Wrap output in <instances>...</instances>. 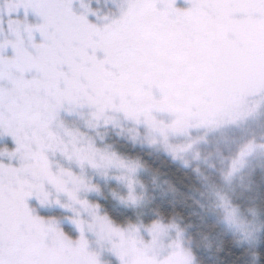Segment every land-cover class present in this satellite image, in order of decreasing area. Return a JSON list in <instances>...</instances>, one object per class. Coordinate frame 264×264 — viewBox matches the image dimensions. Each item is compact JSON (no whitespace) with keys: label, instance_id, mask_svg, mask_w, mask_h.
<instances>
[{"label":"snow or ice","instance_id":"6c2138e0","mask_svg":"<svg viewBox=\"0 0 264 264\" xmlns=\"http://www.w3.org/2000/svg\"><path fill=\"white\" fill-rule=\"evenodd\" d=\"M93 2L0 0V138L14 145L0 146V264H106V255L116 264H186L160 242L158 213L116 219L88 199L100 192L92 171L127 181L125 193H112L121 208L143 200L123 174L138 163L99 130L130 124L167 139L169 127L213 123L212 109L199 106L227 104L240 74L264 100V0H112L103 16ZM257 151L264 137L241 147L225 177ZM219 199L243 230L240 212ZM52 207L72 214L38 211Z\"/></svg>","mask_w":264,"mask_h":264},{"label":"rangeland","instance_id":"374dc122","mask_svg":"<svg viewBox=\"0 0 264 264\" xmlns=\"http://www.w3.org/2000/svg\"><path fill=\"white\" fill-rule=\"evenodd\" d=\"M111 5L112 0H94L92 7L103 16L109 12ZM247 83L242 74L237 75L233 82V90L229 100L230 107H227V105L225 107H219L218 105L209 107L212 109L209 112L211 116L227 112L229 108L235 110L234 113L237 118L234 119H224L223 117L214 119L211 117L213 123L210 124H201L198 120H193L187 127L175 132L169 127L167 129V139L160 135L153 136L148 132L137 135L130 124H124L122 128L119 126L107 130L101 128L99 131L105 135V141L111 144L115 151L116 147L123 145L134 148L135 146H143V148H146L145 150L153 152L157 158L160 156L168 157L169 160L175 163L177 172L189 176L190 173L187 168L191 167L194 176L199 180V186L191 191V197L200 200L201 203L197 201L200 206H204L210 213L214 214L219 229L223 230L217 229L220 234L226 232L227 236H231L236 243L247 250L249 257H254L253 253L260 241L262 216L264 215V210L258 209L261 207L260 203L264 200V151L250 154L243 169L234 176L226 178L224 175L230 166L231 158L238 154L245 142L248 143L253 139L259 141L264 137L258 138L259 131L251 132L253 129L258 130L259 126L264 127V100L248 91ZM215 102H217L215 99H209L202 102L199 108L206 111V105ZM67 119L71 122L74 118L68 117ZM258 122L261 124H258ZM77 123L79 124V122ZM236 125L241 130L246 131L237 133L238 130L236 129L233 134L232 130H227L223 138L230 140L228 145L223 146L225 142L220 137L217 138L211 135L214 131L222 130L225 127L236 128ZM80 127L83 130L82 124H80ZM246 139H250V141ZM217 144L221 145L220 149H204L206 146ZM4 145L9 148L14 147L11 139L7 137L0 138V146ZM173 147H181L185 151L179 157L174 158L170 154V149ZM126 159L139 165V169L135 173L125 171L123 174L132 179L136 186V192L143 196L141 205L133 210L143 209L146 203V190L151 186V183H153V187H156L154 185L156 178L148 175L145 167L138 159L130 157ZM89 175L95 176L94 182L98 184L100 192L89 194L88 199L98 201L101 205V201L108 196L120 206L119 201L113 197L112 193H125L124 184L127 181L117 184L110 177L102 179L92 171H89ZM142 177H145L146 181L149 179L150 181L146 183ZM220 195L227 197L231 208H235L240 212L246 225L243 230H238L230 224L228 219L230 209L224 206L219 199ZM38 211L41 215L54 216L60 219L72 214L59 207L38 209ZM137 219L140 218L137 217ZM159 224L161 226L160 242L174 245L177 252H183L186 257V264H198L192 251L194 249L193 243L187 238L186 231L180 226L177 218L174 217L165 222L159 217ZM65 231L73 237L76 236L75 231L72 229L65 227ZM253 236L256 237L257 243L252 241ZM104 259L106 264L108 262L116 264L115 259L110 256L106 255Z\"/></svg>","mask_w":264,"mask_h":264},{"label":"trees","instance_id":"16d2710c","mask_svg":"<svg viewBox=\"0 0 264 264\" xmlns=\"http://www.w3.org/2000/svg\"><path fill=\"white\" fill-rule=\"evenodd\" d=\"M230 104V102L225 105H221L218 102L207 104L206 111L210 109V106L225 107L227 105V107H230ZM234 112L236 111L229 108L227 112L219 113L217 116L209 115V118L223 117L224 119H234L237 118ZM258 124L261 123L258 122ZM236 129L238 130L237 133L246 131L241 130L236 125V128L225 127L222 130L214 131L211 135L217 138L220 137L225 142L223 145L225 146L230 141L223 138L225 132L232 130L234 134ZM254 131H259L258 138L264 136V127L259 126L258 130L253 129L251 132ZM246 140L250 141V139ZM210 148L220 149L221 145L204 147V149ZM236 148L238 150V145ZM145 149L143 146H135L134 148L123 145L116 147V151L122 157L138 159L145 167L148 175L156 178L157 182L155 181L154 184L156 187H153V183H151V186L146 190V203L143 209L138 210L121 208L111 197H105L101 201V207L109 216L116 219L138 217L148 221L158 213L159 217L165 222L171 218H177L180 226L185 229L187 238L193 243L194 249L192 251L198 264H264V215L262 216L260 241L255 248V252L261 254L259 261H257L255 257H249L247 250L236 243L231 236H227L226 232L220 234L217 230L219 227L214 214L210 213L204 206H200V200L198 201L191 197V191L199 186V180L194 176L191 167L187 168L190 173L187 176L182 172H177L175 163L169 160L168 157L160 156L157 158L153 152ZM142 178L146 183L150 181L149 178L147 181L145 177ZM260 206L258 209L264 210V200L260 203Z\"/></svg>","mask_w":264,"mask_h":264}]
</instances>
